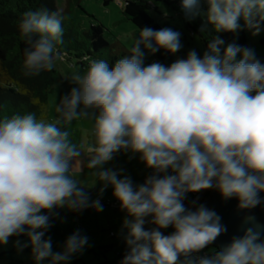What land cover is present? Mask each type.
<instances>
[{"label": "clouds", "instance_id": "1", "mask_svg": "<svg viewBox=\"0 0 264 264\" xmlns=\"http://www.w3.org/2000/svg\"><path fill=\"white\" fill-rule=\"evenodd\" d=\"M201 3L181 0L180 7L186 20L204 18L202 31H264V0ZM65 20L59 7L22 14L25 76L51 72L63 59ZM182 48L173 28H139L128 55L113 64L85 56L86 70L61 74L74 86L54 104V119L35 112L0 118V245L23 235L14 245L30 246L34 264H70L89 237L76 230L54 251L47 233L56 209L103 211L111 187L126 212L119 264H264V223L254 214L216 246L228 232L222 216L196 200L185 203L189 193L216 189L225 200L235 198L239 210L264 204V62L254 49L216 36L202 55L192 49L169 64L145 63ZM73 121L88 123L87 144L71 138ZM118 153L138 156L151 170L143 182L106 167ZM85 169L90 182L81 179Z\"/></svg>", "mask_w": 264, "mask_h": 264}, {"label": "trees", "instance_id": "2", "mask_svg": "<svg viewBox=\"0 0 264 264\" xmlns=\"http://www.w3.org/2000/svg\"><path fill=\"white\" fill-rule=\"evenodd\" d=\"M78 1L69 0L68 3ZM102 1L104 5H107L111 0ZM119 1L122 3L123 19L130 21L135 26V32L145 26L157 30L164 28L155 18V14H161L159 8L166 7L175 11L180 16L179 20L182 21L184 26L198 37L203 52L206 50L209 40L216 36L224 39L226 44L235 41L241 46L249 47V41L244 30H241L238 34L232 32L216 33L212 30L211 25H208L202 31L205 24L202 16H196L190 21L186 20L180 7L181 0ZM201 7H207L204 0H202ZM38 8L55 11L56 4L54 0H0V118L11 116L17 112L20 114L35 112L37 117L40 118L53 85L61 80L56 67L51 72H42L35 77H27L21 70L23 49L26 45L20 36L17 25L24 12ZM64 28V43L58 46L60 55L74 54L80 67H87L88 61L84 60L85 56L89 59H107L110 65L119 59L109 51L111 45L103 37L104 28L101 23L90 25L87 30L80 34L74 20L66 18ZM260 42L263 43L264 40H260ZM157 54L159 59L167 64L164 58L168 59L169 54H166L163 50ZM256 56L261 61L264 60V56L257 54ZM25 89L28 90L27 95L22 94ZM32 97H37L40 103L33 104L31 102ZM102 204L105 211L104 217L109 223L107 231L111 237H118L119 241L116 245L99 247L98 253L93 252V255L94 257L102 256L103 261L98 264H114L126 251V245L121 235L126 212L121 208L110 209L106 202H102ZM56 212L58 216L53 219V227L47 233L48 235L61 234L67 237L76 230H80L82 234L89 237L94 233L89 227L91 224H94L98 229L100 228L95 209L88 208L82 212L71 211L70 213H64L62 210L56 209ZM145 227L148 228V225H145ZM102 231L104 230L102 229ZM20 238H22V235L17 237L16 240ZM111 249H114L115 256L112 260H107L105 253ZM19 253H22L24 257H29V260L24 261V258L15 257ZM0 261H8V264H34L31 248L29 247H25L20 251L17 248L9 251L0 250Z\"/></svg>", "mask_w": 264, "mask_h": 264}, {"label": "rangeland", "instance_id": "3", "mask_svg": "<svg viewBox=\"0 0 264 264\" xmlns=\"http://www.w3.org/2000/svg\"><path fill=\"white\" fill-rule=\"evenodd\" d=\"M56 8H62L66 18H72L78 27L80 34L87 30L90 25L102 24L103 37L111 45L109 51L116 55L117 58L121 56L128 55L126 51V46L131 43V36L135 32V26L130 21H125L122 15V3L119 0H111L107 5L103 4L102 0H79L78 2L68 3L69 0H54ZM161 14H155V18L163 27H170L181 33V41L183 48L176 54H169V58H164L167 64L171 63L178 56L183 57L189 50L195 49L199 54H203L202 47L200 45L198 37L193 34L189 29H187L182 21L179 20L180 16L172 9L166 7H160ZM245 36L249 41V47L255 50V53L259 56H264V42L261 43L260 40H264V31H261L258 35H252L248 30H244ZM160 52V51H159ZM124 53V54H123ZM158 53V52H157ZM150 55L146 58L145 63L150 64L154 61L162 62L158 54ZM123 54V55H122ZM63 59L56 61V68L59 71L61 80L57 81L53 87L52 91L48 96L47 102L42 110V116L46 120H52L55 118L54 104L59 100L61 96L67 93L71 87L74 85L66 81L61 74L71 73L74 71L83 72L86 67H80L78 65V59L74 54L71 55H61ZM264 62V60L262 61ZM163 63V62H162ZM88 128V123L86 121H73L70 125V131L72 133L71 138L74 142L85 144L88 143V137L86 130ZM106 167L114 168H124L126 174L130 175L133 180L137 183L143 182L144 178L148 174L150 169H147L143 162L139 161L138 156L129 158V154L118 153L116 157L110 161ZM89 170L85 169V175L81 177L85 182H90L91 177L87 175ZM99 188L97 184L96 188L91 189L93 198L96 197V192ZM190 194V193H189ZM116 200L112 195V189L109 187L103 193L101 202H113ZM64 213H70L71 211L67 209L60 208ZM103 211L97 212L99 227L97 228L94 224L89 227L94 232L89 236L90 246L86 248L83 254H78L73 257L70 264H98L103 261L102 256L98 255L94 257L93 252L98 253L99 247L116 245L118 244V237H111L107 231L109 223L104 217ZM126 218V215H125ZM102 229L104 231H102ZM117 231V230H116ZM118 234V233H117ZM116 234V235H117ZM48 235V234H47ZM52 237L53 250L58 251L59 245L66 239L65 236L61 234L49 235ZM27 238L22 235L20 240L24 241ZM30 248V246H29ZM116 248V247H115ZM9 251V250H4ZM115 256L114 249L109 250L105 253V258L107 260H112ZM17 258H24V261L29 260V257H24L22 253L15 256ZM0 264H8L7 262L0 261ZM47 264V261L44 262Z\"/></svg>", "mask_w": 264, "mask_h": 264}, {"label": "water", "instance_id": "4", "mask_svg": "<svg viewBox=\"0 0 264 264\" xmlns=\"http://www.w3.org/2000/svg\"><path fill=\"white\" fill-rule=\"evenodd\" d=\"M261 195L264 196V193ZM200 203L215 209L222 216L223 223L227 225L228 232L218 238L215 242L216 246L239 232L242 218L247 214H254L259 222L264 223V204L251 210H239L235 198L225 200L216 189H210L208 195Z\"/></svg>", "mask_w": 264, "mask_h": 264}, {"label": "built area", "instance_id": "5", "mask_svg": "<svg viewBox=\"0 0 264 264\" xmlns=\"http://www.w3.org/2000/svg\"><path fill=\"white\" fill-rule=\"evenodd\" d=\"M151 170H149L148 174L150 173ZM147 174V175H148ZM210 189H204L201 190L200 192H195V193H190L188 194V199L185 201L186 204H189L190 201L192 200H196L198 203H200L209 193ZM107 206L110 209H118L120 208L119 206V201L118 200H114L113 202H107ZM148 227H151L150 225H148ZM173 229L170 227L169 229L163 230L165 232V234H168V232H171ZM216 245V244H215ZM123 258L120 257L114 264H119V261Z\"/></svg>", "mask_w": 264, "mask_h": 264}, {"label": "crops", "instance_id": "6", "mask_svg": "<svg viewBox=\"0 0 264 264\" xmlns=\"http://www.w3.org/2000/svg\"><path fill=\"white\" fill-rule=\"evenodd\" d=\"M16 238H17L16 236L10 237L6 245H0V250H11L13 248H17L14 245V241L16 240Z\"/></svg>", "mask_w": 264, "mask_h": 264}]
</instances>
